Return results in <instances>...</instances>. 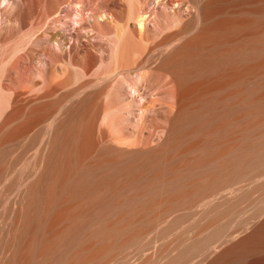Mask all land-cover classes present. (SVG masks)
I'll list each match as a JSON object with an SVG mask.
<instances>
[{
	"label": "bare ground",
	"instance_id": "bare-ground-1",
	"mask_svg": "<svg viewBox=\"0 0 264 264\" xmlns=\"http://www.w3.org/2000/svg\"><path fill=\"white\" fill-rule=\"evenodd\" d=\"M170 1L56 84L0 63V264H264V0Z\"/></svg>",
	"mask_w": 264,
	"mask_h": 264
},
{
	"label": "rangeland",
	"instance_id": "rangeland-1",
	"mask_svg": "<svg viewBox=\"0 0 264 264\" xmlns=\"http://www.w3.org/2000/svg\"><path fill=\"white\" fill-rule=\"evenodd\" d=\"M123 1L0 0V63L5 64V73L21 74L36 64L47 77L51 67L67 68L66 61H70L72 68L81 67L82 61L95 62L102 52L105 35L113 38V25L108 20L113 17L118 3ZM139 1L143 15L148 19V28L153 26L163 4L170 10L177 6L170 0ZM180 8L185 19L190 9L185 5ZM60 70L52 77L54 84L65 77ZM5 80L3 85H6ZM5 89L18 91L21 87L7 89L5 86ZM161 134L162 131L157 132V136Z\"/></svg>",
	"mask_w": 264,
	"mask_h": 264
}]
</instances>
